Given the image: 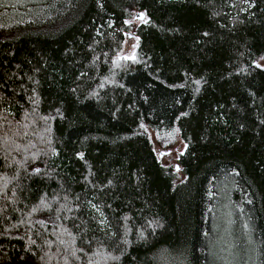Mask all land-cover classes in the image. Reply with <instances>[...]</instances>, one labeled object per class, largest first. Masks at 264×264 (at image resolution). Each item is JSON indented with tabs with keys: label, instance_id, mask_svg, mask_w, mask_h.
Segmentation results:
<instances>
[{
	"label": "trees",
	"instance_id": "trees-1",
	"mask_svg": "<svg viewBox=\"0 0 264 264\" xmlns=\"http://www.w3.org/2000/svg\"><path fill=\"white\" fill-rule=\"evenodd\" d=\"M262 56L264 0H0V264H264Z\"/></svg>",
	"mask_w": 264,
	"mask_h": 264
},
{
	"label": "rangeland",
	"instance_id": "rangeland-1",
	"mask_svg": "<svg viewBox=\"0 0 264 264\" xmlns=\"http://www.w3.org/2000/svg\"><path fill=\"white\" fill-rule=\"evenodd\" d=\"M141 14H136L135 17L132 19V27L129 32H134V24H138L141 20ZM135 33V32H134ZM137 40V39H136ZM136 40L132 41L129 46H125L118 54L117 58H132L135 53L136 49ZM126 45V42H125ZM256 65L264 68V56L258 58L255 61ZM152 142V148L158 158L160 159L161 163L164 165H169L174 167L177 165V158L178 155L183 151L185 148V143L180 138L177 131H173L171 136H158L153 132L151 128L145 127ZM165 152H169L166 154ZM178 166V165H177ZM179 169L176 171L178 172ZM182 175L179 174V178Z\"/></svg>",
	"mask_w": 264,
	"mask_h": 264
},
{
	"label": "water",
	"instance_id": "water-1",
	"mask_svg": "<svg viewBox=\"0 0 264 264\" xmlns=\"http://www.w3.org/2000/svg\"><path fill=\"white\" fill-rule=\"evenodd\" d=\"M124 38H125V42H126V46H129V44L136 40L138 38L137 34H135L134 32H126L124 34ZM166 154H168L169 152H165ZM174 170L177 171L178 170V166L175 165L174 166Z\"/></svg>",
	"mask_w": 264,
	"mask_h": 264
}]
</instances>
